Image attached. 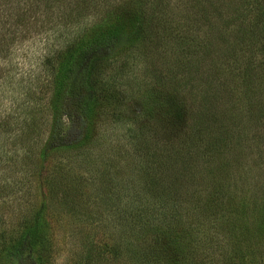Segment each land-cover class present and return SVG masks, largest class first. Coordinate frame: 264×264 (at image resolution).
Segmentation results:
<instances>
[{
	"label": "trees",
	"instance_id": "trees-1",
	"mask_svg": "<svg viewBox=\"0 0 264 264\" xmlns=\"http://www.w3.org/2000/svg\"><path fill=\"white\" fill-rule=\"evenodd\" d=\"M115 1L0 0V63L9 61L18 46L24 47L32 30L38 31L42 40L51 37L53 44L51 55L47 43L37 58L42 90L41 86L33 88V82L23 75L20 79L0 76V88L17 81L12 82L15 97L8 110L0 109V192L9 191L7 177L16 168L33 171L27 163L36 162V150L42 146L39 158L54 162L52 187L60 183L82 197V189L88 186L92 194L86 208L95 204V196L105 204L104 211L95 214L99 217L102 211L105 219L114 222L120 261L131 256L136 264H234L242 252L235 237L240 231L248 234L245 225L251 218L259 221L254 233L259 234L260 243L247 245V250L259 255L256 260L264 259V182L259 185L260 194L253 197L249 188L254 185L247 182V170L244 172L241 163L219 158L215 163L213 155L231 141L224 136V128L220 133L206 130L202 134V111L192 116L194 89L186 87L188 81L183 78L171 83L181 90L176 97L144 101L137 116L123 107L119 81L134 78L131 66L146 59L148 47L165 42L166 37H156L155 30L156 25L164 30L167 20L164 15L153 17L154 5L149 0H131L121 6ZM54 12L59 22H52L57 17ZM101 13L105 21L88 29L87 23L99 20ZM85 30L90 33L85 35ZM57 39L66 41L60 45ZM183 92L190 102L186 99L184 103ZM40 94L48 95L54 120L64 118L63 122L52 121L47 136V113L36 103ZM102 120L106 126L100 132L97 125ZM117 129L123 132L121 136L104 140ZM32 135L40 136L39 142L30 141ZM104 143L113 147L120 143V166L113 161L115 148L108 146L109 156L103 153ZM230 170L239 175L240 204L244 196L254 198H246L252 203L248 212L230 208L232 197L224 183L231 178ZM66 202L71 204L74 199ZM42 212L30 224L33 228L26 227L15 248L21 250L25 244L35 249L41 244L44 235L36 237L35 228L43 223ZM85 214L83 207L75 214V222L84 223ZM87 249L81 264L91 260V249Z\"/></svg>",
	"mask_w": 264,
	"mask_h": 264
},
{
	"label": "rangeland",
	"instance_id": "rangeland-1",
	"mask_svg": "<svg viewBox=\"0 0 264 264\" xmlns=\"http://www.w3.org/2000/svg\"><path fill=\"white\" fill-rule=\"evenodd\" d=\"M129 1L131 0L115 2L121 6ZM150 2L154 5L151 9L153 17L160 18V15H164L167 20L164 30H161V25H156L158 30L153 33L155 32L156 37L166 39L156 47H148L145 50L146 59L131 66L134 78L128 76L119 81L118 95L124 102L123 107L137 116L144 101L176 97L181 90L171 83L182 82L183 78L187 80L186 87L194 89L195 106L192 116L202 111L200 116L203 120L199 125L202 134L205 135L206 130L213 134L220 133L221 128H224V136H228L231 141H227L217 150V155H213L216 157L215 163L217 158L241 163L244 172L247 170V182L251 183L250 186L254 185L249 191L253 197L256 196L259 185L264 182V0H149ZM54 15L57 14L54 12ZM97 18L99 20L87 23L88 29L103 23L106 17L101 13ZM52 22H59V16L52 18ZM32 31L26 36L24 47L18 46L9 61L0 63V76L9 79L8 74L10 78L16 75L15 79H20L23 75L28 77L25 80L33 82V88L37 87L39 90L43 75L38 68L37 58L44 52L47 43V51L51 55L53 44L51 37L42 40L38 38L41 35L38 31ZM88 33L90 32L85 30L84 34ZM242 35L247 38L244 39ZM241 39H244L242 43ZM123 40L127 41V37L123 36ZM65 41L66 39H57L60 45ZM121 45L125 46V43L122 42ZM4 63L6 68L3 67ZM12 82L11 86L4 85L0 88V109L2 106L5 111L15 97ZM182 96L184 103L186 99L190 102L191 99L184 92ZM36 103L42 112L47 113V136L49 126H52L56 117L51 112V106H48V95L40 94ZM58 119L60 120L54 121L64 120L61 116ZM105 126L104 120L97 125L100 132ZM122 133L117 129L110 139L106 134L104 140L118 138L117 135L121 136ZM30 138L32 142H39L40 136L32 135ZM107 143L101 149L109 156L110 148L108 149ZM109 147L115 148L113 161L120 166V143ZM41 148L42 146L36 150L39 156ZM20 153V150L16 153L18 160L22 158ZM38 155L34 159L38 165L36 162L27 163L33 171L21 172L19 167L16 168L11 177H7L9 191L0 192V264H81L89 251L87 248L91 249V260L87 264H136L131 256H125V261L119 260L117 253L120 246L112 228L114 222L102 216L105 204L100 203L95 196V204L86 208V200L92 194L88 186L82 189V197L79 193L75 195L70 189L63 188L60 183L52 187L51 168L54 162L49 159L42 161ZM7 173L5 172L6 175ZM228 174L231 178L224 183L229 186L232 197L233 204L231 202L230 208H238L239 212L250 211L252 203L249 204L246 200L248 196L241 198L240 204L239 193L242 188L236 178L239 175L233 170ZM221 180L224 181V178ZM244 192L247 194L248 188L245 187ZM6 193L9 196L2 198ZM253 197L247 199L253 201ZM69 199H74V202H66ZM245 205L247 206L243 207ZM83 207L87 209V214L84 215V223L79 225L75 222V214L79 215ZM41 210L42 221L39 219V224L40 221L43 223L35 228V236L43 234V241L35 249L23 244L21 250H18L14 247L16 242L21 240L26 227L33 228L30 224L37 220L36 215ZM98 210H102L99 217L95 214ZM258 224L259 221L251 218L245 225L249 231L247 235L244 231H240L239 235L235 232V241H239L242 252L234 264H264L262 257L261 260H256L259 255H252L247 250V245L259 246L260 236L254 233ZM236 225L238 229V222ZM80 228L81 231H78ZM244 252L246 257L243 259Z\"/></svg>",
	"mask_w": 264,
	"mask_h": 264
}]
</instances>
